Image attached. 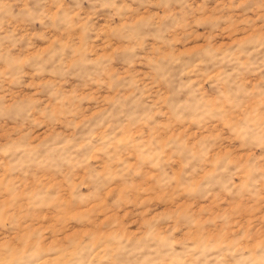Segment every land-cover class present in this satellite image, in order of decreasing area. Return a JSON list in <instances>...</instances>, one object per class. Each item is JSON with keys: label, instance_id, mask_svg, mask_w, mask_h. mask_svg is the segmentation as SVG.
<instances>
[{"label": "clouds", "instance_id": "1", "mask_svg": "<svg viewBox=\"0 0 264 264\" xmlns=\"http://www.w3.org/2000/svg\"><path fill=\"white\" fill-rule=\"evenodd\" d=\"M0 264H264V0H0Z\"/></svg>", "mask_w": 264, "mask_h": 264}]
</instances>
